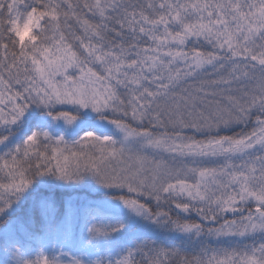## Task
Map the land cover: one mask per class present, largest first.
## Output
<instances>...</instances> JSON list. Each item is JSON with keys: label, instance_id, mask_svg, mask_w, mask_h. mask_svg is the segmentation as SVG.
Segmentation results:
<instances>
[{"label": "snow or ice", "instance_id": "obj_1", "mask_svg": "<svg viewBox=\"0 0 264 264\" xmlns=\"http://www.w3.org/2000/svg\"><path fill=\"white\" fill-rule=\"evenodd\" d=\"M0 264H264V0H0Z\"/></svg>", "mask_w": 264, "mask_h": 264}]
</instances>
